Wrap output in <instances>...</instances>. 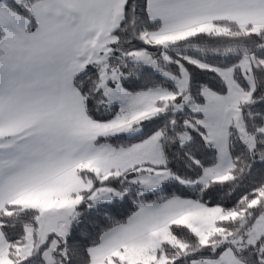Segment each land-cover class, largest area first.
I'll use <instances>...</instances> for the list:
<instances>
[{
	"label": "snow or ice",
	"instance_id": "snow-or-ice-1",
	"mask_svg": "<svg viewBox=\"0 0 264 264\" xmlns=\"http://www.w3.org/2000/svg\"><path fill=\"white\" fill-rule=\"evenodd\" d=\"M0 264H264V0H0Z\"/></svg>",
	"mask_w": 264,
	"mask_h": 264
}]
</instances>
